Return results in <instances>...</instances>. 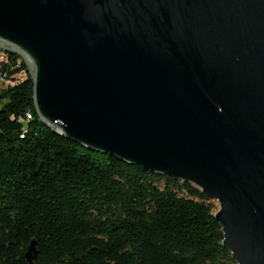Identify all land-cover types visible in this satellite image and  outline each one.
Returning a JSON list of instances; mask_svg holds the SVG:
<instances>
[{"label": "water", "instance_id": "obj_1", "mask_svg": "<svg viewBox=\"0 0 264 264\" xmlns=\"http://www.w3.org/2000/svg\"><path fill=\"white\" fill-rule=\"evenodd\" d=\"M0 51L46 128L193 185L264 264V0H0Z\"/></svg>", "mask_w": 264, "mask_h": 264}, {"label": "trees", "instance_id": "obj_2", "mask_svg": "<svg viewBox=\"0 0 264 264\" xmlns=\"http://www.w3.org/2000/svg\"><path fill=\"white\" fill-rule=\"evenodd\" d=\"M1 69L0 264H236L199 189L55 134Z\"/></svg>", "mask_w": 264, "mask_h": 264}, {"label": "built area", "instance_id": "obj_3", "mask_svg": "<svg viewBox=\"0 0 264 264\" xmlns=\"http://www.w3.org/2000/svg\"><path fill=\"white\" fill-rule=\"evenodd\" d=\"M16 70V78H20L25 74V68L20 59L14 55H10L6 52L0 51V86L6 85L5 72L1 69ZM25 117L28 119L29 115L26 113Z\"/></svg>", "mask_w": 264, "mask_h": 264}, {"label": "rangeland", "instance_id": "obj_4", "mask_svg": "<svg viewBox=\"0 0 264 264\" xmlns=\"http://www.w3.org/2000/svg\"><path fill=\"white\" fill-rule=\"evenodd\" d=\"M212 203L214 204V206H215V210L217 211V210H218V205H217V203H216L215 201H212Z\"/></svg>", "mask_w": 264, "mask_h": 264}]
</instances>
